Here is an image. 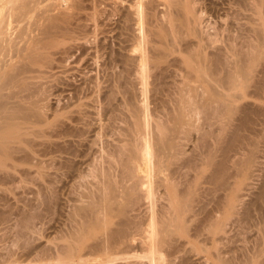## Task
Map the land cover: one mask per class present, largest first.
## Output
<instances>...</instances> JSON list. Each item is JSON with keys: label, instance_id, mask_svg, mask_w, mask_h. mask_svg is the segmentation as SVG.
<instances>
[{"label": "bare ground", "instance_id": "6f19581e", "mask_svg": "<svg viewBox=\"0 0 264 264\" xmlns=\"http://www.w3.org/2000/svg\"><path fill=\"white\" fill-rule=\"evenodd\" d=\"M70 1L72 3V6L74 5L77 6V4L79 3V0H70ZM120 1H121V4L125 2H130L128 3L129 4L128 7L125 5L126 12L123 13V16H122V22L124 24L125 29L129 31L131 30L132 26L134 27L136 26L137 28H135V30L137 32L131 33L130 31L129 33L131 34L128 36L126 35L127 37L124 38L123 42L124 44L126 43L125 46L124 47L120 46L122 47L121 52L117 54L116 57L118 58V63L120 62L122 66H124L125 69L121 68V72H120L124 76H122V74L118 72V74L116 73V77L119 75V77L122 76L126 79V77L128 78L134 75L135 77L133 76L132 78H135V79L136 77L137 78L139 77L140 79H143V80L144 79H155L153 81H150L152 82V84L154 83L152 85L153 86L152 89H151V86L149 89H145V90H143L144 88L142 89V91L145 93H148L147 92L148 90L150 92V89H151V92L153 94L151 95V98L154 100L151 101L152 99H150L149 97L150 99L149 101H151L149 103V101L148 102L146 101L148 99L147 97L145 102L142 101L144 104L139 105L138 102H137L138 105L134 104L132 100L133 98L131 99L129 98V96L132 95L131 90L125 91L127 92L126 94L125 92H121V91H124V89L127 90L129 86H126L127 85L126 83L125 85L123 84V86H125L126 88L128 87V88L127 89L125 87L124 89L121 88L122 90H120V87H122V85L120 87L118 86L119 90L117 91L118 92L120 91L119 94L122 93V94H125L126 96L127 94L129 95L127 96L128 99L126 98L127 101L126 99L121 97L124 99V101L127 102V103L125 102L127 106H129L131 102H133L134 104V105L133 104L130 105L129 107L130 109L128 110V112L130 111V114L128 113L129 116L127 118L125 117L126 112H123L125 113L124 114L125 116L123 115L125 119H122V120L126 121V126L124 128L121 127L122 129H120V126L118 125L119 129L121 130L120 134L122 136L119 139V143L121 144H118V145L115 144L116 146H113L114 144L111 145L112 147H110V150H108L109 152L107 151L108 154L107 155L105 154L106 155L105 159L103 158L105 155L102 156L101 155L102 153L100 154L101 160L102 159L104 160L103 162L101 161L102 162L101 164H103V166L100 164V162H99L100 167L98 166L97 162L100 160L99 159L96 162L97 167L96 169L94 167L93 171L95 170L96 171L95 173L98 172L99 174L102 175V177L99 179L98 177L100 176L98 174H97L98 177L96 176L98 179H95L96 177L95 178L93 177L97 182L95 186L96 190L94 189L96 192H94V195H92V198H88L89 200L92 199V202L87 199L89 203L91 202L90 204L86 202V204L88 203L89 205L83 204L81 207L78 205L79 207H77L76 209L77 211L73 212L75 213V216H77V218L78 217L80 219L82 218L81 220L84 221V222L82 221L80 222L82 224L80 223L76 224L75 222L77 227H79L78 228L79 231L77 229L76 231L78 232L81 231L80 230L81 227L78 226L80 224L83 227H89L90 225L92 227L95 226L94 229L99 230V233L90 234L91 232H89L88 235L87 233H85L86 235H82V236H79L78 232H76L78 236H74L75 235L74 233L72 242L76 241L78 245L72 246L73 243L71 242L72 245L68 246V253L71 255H68L67 253L66 259L68 258V256H70L69 257L70 262H67V264H87L89 261V259H87L88 256L92 257V259L95 258L94 260H92L93 262L91 264H121V263L123 264L125 261H127L126 263H128L129 259L131 260L136 259L137 262L138 261L140 262L139 264H161V259L163 255L166 257L168 256L169 258L170 256H173L175 253L176 255L177 253L178 254H180L181 252L184 253V250L182 249L183 250L182 251L181 248H179L180 246H183V244L181 245L179 242L180 239L182 238H185L187 240L185 241L186 243H184V245H186L187 247L191 246L190 247L191 250L193 248L194 251L197 247L196 245L202 244L204 246L203 243L204 241H206V239H208L206 238L208 235L210 236L211 242L212 241L217 242V240H219L222 235L227 234L225 231V228L227 227L228 223H230L231 220H234L235 217L237 218L240 215V214L239 215L237 214L238 213L237 210H238V205L240 204V202H242L240 200L242 197L240 196V193H239L241 191H239L238 187H236L237 185L236 183H234V181L231 183L232 181L231 178H235L234 176L237 177L238 175H241L243 177L248 176V171L251 168L252 164L255 162L254 158H256L255 155L257 154V153L255 154V152L257 151H255L254 153H250L245 158H242V157L239 158L237 156L239 159H242V160H240L239 162L236 161L237 163H233L234 169L233 167L231 168V165L230 167H228L229 166L227 164L229 163L228 160L229 158H232V160H234L233 158L235 157H231L233 155L232 154L233 152L240 153L239 151L241 149H242L241 151H245V148L247 149V146H249L247 143H249L250 140H252L250 135L254 134L256 131L255 130L256 126L254 125H257L256 124L257 121H260V120H256V118L263 117L262 118L263 120H261L262 124L264 122V108L259 106L260 104L258 105L257 108L256 106L253 107L252 103L251 104L242 103L243 105H238L243 100L245 102L246 101L245 99L247 98L256 99V102L257 100L259 102L260 101L264 102V63L263 64L261 63L264 60V0H242V2L246 1L248 3L246 5H248V7L251 8L250 12L251 14L254 13L255 21H257V23L255 24L254 23L255 21H253L254 19H252V17L250 18V20L252 19L251 21H253L252 24L253 25L255 24V25L251 28V31L249 28V31L252 33V37H251V34H250V37L253 38V42L250 40L251 38L246 35L247 37H249V40L251 41V43L249 42L250 44L248 43L249 44L248 51L246 49L243 50L240 48L242 44L239 45L240 47L238 46V48L237 47L235 48L233 47V45L230 46L231 44L230 43L229 45L225 44L222 47L217 46L213 48V51H210V52L207 51L209 50L208 49L209 44H213L214 43L213 40L215 38L212 40L210 35L201 33L199 31L200 28H198L200 27L199 24L202 18L201 14L203 13V11L204 13L206 12L205 11L206 6L204 7L203 5L201 7L202 9L201 13L199 14L200 8L198 7V5L201 3V0L200 2L198 1L199 2L198 5H197L196 0H158V2L160 1L162 5L161 7H163L161 14H159L160 13L158 11L159 6L156 0H155L156 2L153 0H149L153 2H149L148 0H146V2L148 1L147 3L145 2V0H124V1L120 0ZM242 2H237V3H240L237 5L239 7L240 6L242 7L241 5ZM116 3L120 4L119 1ZM38 4H39L38 0H0V157H1L0 167L1 168L5 166L6 164L5 162L7 161V159L9 160L13 158L12 160H14V156L18 152L17 150H19L18 153H20L21 150L23 152L22 148H20L21 150L17 149L18 147H16L15 145V143L17 144L18 142H21L20 140H22V144L23 142L25 144V141H23L24 139H21L22 138L21 134L28 133L29 129L31 128V125H33L34 122H35L34 126H36L35 124L37 123L43 124L45 120H47L45 119L46 116H43L40 113L41 111L36 113L39 109L42 108V107L40 108L39 104L37 105V107L39 108H36L37 111L34 110V113H33V110H31V107L29 109V106L31 105V103L28 104L29 106L26 105L27 103L25 104V106H23V104L26 101L22 102V101L17 100V99L22 100L21 98L27 99V101L29 100L28 97H31L30 96L31 94L28 93L29 95L28 96L24 92L28 90L30 87V86L28 87L27 85L28 82H30L29 85H31L32 81L25 82L28 77L26 76V79H24L25 77H23V75L27 71L26 66H28V64L26 65V63L28 62L26 63L24 62L26 66L23 65L22 63H18L19 60L17 61V63L20 65L22 64L23 66L13 65V62H12L14 58L13 52H15V50L18 48L17 43H19V42H16V40L18 39H16L15 35H17L18 33H17V30H16L17 34L14 33L15 26L13 25L16 23L25 22L24 20H26L27 18H30L31 14L34 12ZM243 4H245V2ZM231 5H233V2ZM155 7H157V11ZM69 15L67 12L65 14L60 13L58 16L54 15V16L49 17L46 15L47 16L46 18H48V21L46 20V22H48L47 28L44 31L42 26L40 27L43 30V33L42 32L41 33L43 35L45 33L46 35V37L44 36L43 38L46 39L48 38L47 36H49L50 38V35L54 33V31L55 33L57 31L56 35L54 33V36L57 37L61 31L60 28H59L60 31L57 30L58 28L57 22L59 21L62 22L66 20V18L69 17ZM34 16H35V13H34ZM42 18L44 19V17ZM25 23L27 24V22ZM29 23L33 24L32 21ZM36 23L34 25H36ZM22 24L23 23H21V25ZM22 30L23 29H21V31ZM135 30H132V31H135ZM23 31L25 32V30ZM24 32H21V35ZM63 34L61 35L59 34L58 38L60 37L61 39L64 38V36H62ZM17 37L19 36L17 35ZM25 37L26 39L30 38V37H27V35ZM58 38H55V39H58ZM35 39L36 38H34V40ZM52 39L54 38L52 37ZM96 39L98 40V38ZM34 40L32 41L35 42ZM36 41L37 42L39 41L40 43V41H43V40L41 38V40L37 39ZM42 43L37 44V45L40 47ZM121 43L122 41L120 42V44ZM58 44H59L58 41L50 40L46 44L44 43L42 47L47 46L45 48H48V47L50 48L51 46L53 47ZM245 44L246 42L242 45V47L245 46ZM21 46H22V43H21ZM38 46H35V48ZM239 48L241 51H239ZM42 56L43 55H41V57L39 55H36L31 58L29 57V61L31 60L30 64L33 66V64L38 65L37 62L42 63L40 58L46 59V57H42ZM113 56L115 57V54ZM45 59H42V60L43 61L48 60V59L46 60ZM113 61H116V59ZM258 63H260V66L261 64L263 65L261 66V69H260L261 72L259 71V68H257L259 67L257 66ZM28 68H30V66H28ZM256 68L258 70L257 73L260 72V75L258 74L259 76L256 74ZM30 69H33V68H30ZM115 78L114 80H116ZM172 79H181V80H172ZM143 80L141 81L143 82ZM169 80L171 81L170 83L168 82ZM93 85L91 86L93 87ZM149 85H151V83H149ZM118 88H116L115 86V89H113L115 90V92L113 93V90H111L113 94L110 92V94L112 95L111 96L107 95L109 97V100L110 98H113V95L115 93H117L116 89ZM32 89L31 90L29 89V90L32 91ZM110 89L111 87L109 88V90ZM249 89L250 90L252 89L251 92L249 91ZM6 90H8L9 93L7 94L4 93ZM100 90L102 89L100 88ZM128 92H131V93L129 94ZM34 93H35V90L32 91V96ZM21 95L24 97H22ZM26 95L28 97H25ZM15 100L18 101V103ZM109 100H107V103H109L108 102ZM113 100L115 101L114 98ZM19 102H22L23 104ZM111 102L109 103L110 106H111ZM32 104H33V101H32ZM149 104L150 105L152 104L153 106L149 107ZM33 106L35 107L34 104ZM110 106H105V107H110ZM124 106L122 109H124ZM47 108H48L47 110H49V107ZM114 108H113V111H115ZM65 109L67 108L65 107ZM120 110L119 112L122 111ZM206 112L207 114L209 113L210 115L208 114L209 116H206ZM110 114L111 113H109V115ZM114 114L116 113H113V115L112 114L111 115L115 116ZM74 115L75 114H72V116ZM200 115H205L206 118L202 117V119L203 118L206 119L204 120L205 122H208L209 120H214L212 122H214L215 125L213 124L211 125L213 127L218 126V129L214 131L213 133L208 132L209 130L206 132L205 129L204 130L202 129L204 132H206L205 134L204 132L201 131L202 132L201 134H204L202 135L200 139L202 142L197 139L198 140L197 142L200 141L202 143V145H200L202 146V148L198 149L197 146H195L194 148L198 149V150L195 149L196 154L194 155L195 152H193V155H188L189 152L188 154H186L185 148L187 147L185 144L189 143L190 139L192 138V135H195V134H192V132L200 133L201 128H203V126L199 128L201 125H199V127H196L197 123L194 124L196 122L194 121L196 117L199 116V118H197L196 120L198 119L199 121L202 120L200 118ZM42 116H43L44 121L42 120ZM32 117H35L36 119L33 118V120H31ZM118 117L120 118V116ZM77 118L75 120H77ZM113 118L114 117H112V119ZM59 119L60 121L62 120L61 118ZM35 120L37 121V123ZM57 120L56 122H59ZM75 120H73V122ZM117 120L119 121L120 119H117ZM110 122L111 121H109V124ZM201 122H203V120ZM235 122L237 123L234 124ZM69 123H72V122L69 121ZM76 124H77V121H76ZM26 125L27 127L25 128ZM22 126H24L23 128H25L24 129L25 131L27 129V132L23 131V128H21ZM108 127L110 128V126ZM207 127L209 128V126ZM70 128L68 129L70 130ZM78 129L73 128L72 130H78ZM101 130H103V128ZM69 132H71V130ZM101 132L102 131H100V133ZM227 132H230V133H227ZM207 133H209L210 135ZM55 134L56 133H54V135ZM50 135L52 136V134ZM206 135L209 136L208 139H210V141H212L213 139L212 141L213 144L212 142L209 143L210 145H212L211 150H210V147L208 148V142L210 141L206 139ZM213 135H215V137ZM65 136L67 135L65 134ZM70 136L72 137V135ZM113 137L114 136H112L111 138L113 139ZM197 137H200V134H198ZM201 143H198V144H201ZM250 143L251 145H256V144H253V141H251ZM13 144L16 147L14 148L17 150H15L12 147ZM19 146H21V144ZM206 146L209 150L206 148ZM255 147H257V145ZM255 147H254V150H255ZM248 150L246 151L249 152ZM198 151L200 153L197 154ZM246 151L244 152V155ZM250 152H253V151L250 150ZM253 154H255L254 158H253ZM12 155L13 157H11ZM96 156L97 155L95 154L94 158ZM25 158L27 159L26 156ZM96 159L94 161H96ZM92 165L93 163L91 164V166ZM203 166L210 167L211 169V173L209 172L210 175L208 176L206 174L208 176L207 178H206L204 170H202ZM7 168L4 167L5 170ZM11 168L13 170V167ZM229 170H231L232 173H229L230 172ZM191 172L194 174H191ZM92 182L94 184V181ZM206 183L210 186V188H208L207 190H206V187H202L204 185L206 186ZM240 190H242V188ZM89 193L90 192L87 193L86 197L90 196V195L88 196ZM261 193L263 194L260 196L258 195L260 197L258 199L263 200L264 191H262ZM206 197H208V200L211 202L210 204L213 203V207H212L213 210L210 211L211 213L207 212L208 215L206 214L207 204L205 205L203 202L204 200H206ZM208 200H206L207 201L206 203H209ZM76 202L78 201L76 200ZM142 207L144 208V212L146 213V216H147V217L145 216V218L143 217L139 218L141 217V215L138 217V214H140V212L143 211ZM244 211L246 213V209ZM73 213H72V216L74 215ZM236 214L238 216H236ZM75 216H73L72 219L75 218ZM78 219H76V221ZM145 219L147 220L146 223H145ZM74 220L75 219H73V221ZM235 220L240 221V218H238V220L237 219ZM206 222L208 224H206ZM145 224L147 226L146 228L147 230L145 229L146 227ZM76 225L74 227H76ZM206 226L208 228H206ZM86 229L87 228H85L84 231ZM206 234L208 235L206 236ZM74 237L76 238L75 241H74ZM222 237L224 240L225 237L224 236ZM207 242L208 241H206V243ZM216 242H215V246L217 245ZM204 248L206 249V247ZM204 248H201L200 250H205ZM127 251H136V252L140 251L141 253H133V255L131 256H122V255L127 254ZM76 253L77 255L75 256ZM218 255L216 256L215 254L216 259H220L219 256H221L222 254L219 256ZM76 258H78L77 262L75 260ZM67 260L69 261V259ZM229 260H231V258ZM247 260H251V258ZM247 260L246 261L243 260V262L246 263ZM253 262H251V264ZM64 263L66 264V262ZM131 263L132 262L130 261V264ZM227 263L231 264L228 261ZM227 263H226V260H225V263L222 261L219 262V264H227ZM237 263H240V262H237ZM61 264L63 263L61 262ZM167 264L169 263L167 262Z\"/></svg>", "mask_w": 264, "mask_h": 264}, {"label": "rangeland", "instance_id": "374dc122", "mask_svg": "<svg viewBox=\"0 0 264 264\" xmlns=\"http://www.w3.org/2000/svg\"><path fill=\"white\" fill-rule=\"evenodd\" d=\"M118 1L120 2V4L116 3ZM153 1H155V0H153ZM153 1H149V2H153ZM156 1L158 2V0H156ZM198 1L200 2V0H196L197 5L199 3ZM203 1L201 0V3L198 5V7L200 8L199 14L201 13V10H202L201 7L203 5H204V7L206 6V9H205L206 12L204 13V11H203V13L201 14L202 18H201L200 24H199L200 27H198V28H200L199 31L201 33L206 34V35H210L212 40L215 38L213 40L214 43L209 44V48H208L209 50H207V51H209V52L213 51V48H215L217 46L222 47L225 44L229 45L230 43H231L230 46L233 45V47L238 48L239 45H241V44L243 45L245 42H246L245 46L247 45L246 47L245 46L242 47V45H241V47L240 46L239 47L243 50L246 49L248 51V48H249L248 45L251 43V41L253 42V38H251L252 33L250 31H251V28L257 23V21H255V18H254V13L251 14V12H250L251 8L248 7V5H246L248 3L246 1L242 2V0H232V1L231 0H203ZM38 2H39V4L35 8L36 12L34 10V12L31 14V17L24 20L25 22H27V24L25 22H21V23H23L22 25H21V23H16L13 25V26H15L14 33L15 34L18 33L17 35L19 36V37H17V35H15L16 39H18V40H16V42H19V43H17V47H18L16 49L17 51L15 50V52H17V53L13 52L14 56L12 54V56L14 57L12 62H13V65H17V66H23V65H25L24 62L25 63L28 62V63H26V65L28 64V66H30V68H33V69L35 68L33 70V69L28 68V66L25 65L28 72L26 71L27 74L25 73L23 75V77H25L24 79H26V76L28 77L25 82L32 81L31 85H29L30 82H28V84L27 83L26 84L28 85V87L30 86L29 87L30 90L33 87L32 91L35 90V93L32 96V91H30L27 88L29 91L26 90L27 93H26V91L24 93L27 95H28V93L31 94L30 95L31 97H28L29 95L25 96V97H28L29 102L27 101V99H24V98H21L22 100H20V99H17V100L22 101V102L26 101L24 104L22 102H19V103H22L23 106H25L26 103H27L26 105L31 103L32 106L34 104L35 105V107L33 106L34 108L31 105L30 106L28 105L29 109L31 107V110H33V113H34V110L37 111L36 108H39V107H37V105L39 104L40 108L41 107L42 108L39 109L36 113L41 111L40 113L43 116H46L47 118L45 117V119H47V120H45V122L43 124L42 123L39 124L35 120L37 123L35 125L37 127L34 126L35 122L33 121L34 123L32 122L33 125H31V128L28 127L31 130L29 129L28 133H22L23 135L21 134L22 138L21 137L20 138L24 139L23 141H25V144H24V142L22 144V140H20L21 142L17 143L18 146L15 143L16 147H18L17 149L22 148L23 152L20 149L21 151H20V153H18L19 150L15 149L16 147L13 144L14 146L12 145V147L13 148L15 147L14 149L18 151V152L16 151L17 154L14 152L16 155L13 153L15 155L14 160H12L13 158L9 159V160L7 159V161L5 162L6 164L4 166L6 168L8 167L6 170L4 169V167L3 168L0 167V264H10V263L11 264H61V262L63 264H65L64 262H66V264H67V262H70V258H69L70 256H68V258H67V259H69V261L66 259L67 253H68V246L69 245L71 246L72 243H73L72 246L78 245L77 242L75 241V239H76L75 237H74L75 242H72L74 233H75L74 236H78V234H79V236L86 235L85 233H87V235H88L89 232H91L90 234H98L99 233V230L94 229L95 226L92 227L90 225L89 227H83L82 225H80V224H82L80 222L81 221L84 222V221L81 220L82 218L80 219L78 217L79 218L78 219L77 216H75V213H73V212L77 211L76 210L77 207H79V206L81 207L83 204H86V202H88V203H89V201L92 202V199L89 200L88 198H92V195H94V192H96L95 186H96L97 181L95 179H98V178L100 179L102 177V175L99 174L98 172L95 173L96 171L95 170L93 171V169H94V167L96 169V167H97L96 162L99 159L100 160L97 162V164L100 167L99 162L101 164L104 161L103 159L101 160L100 157H101V155L103 156L105 154L106 155L108 154V152H109L108 150H110V147H112L111 145L114 144L113 146H116L118 144H121V143H119V139L122 137L120 134L121 133L120 129H122L126 126V121L122 120V119H125L124 118L125 115H126L125 116L126 118L129 116L130 111L128 112V110L130 109L129 108L130 105L133 104V102H134V104H137V105H138V103H139V105L144 104L142 101L145 102V100L148 97V99L146 100L148 102L150 99H152L151 95H153L151 92V89H152V87H153L152 85L154 83L152 84V82H150V81H153L155 79H144L143 80V79H140L139 77H138L139 79L137 77L135 79V78H132L134 75L128 77L129 79L127 77L125 79L124 77H122L124 75L122 73H120L121 68H124V66H122V64L120 62L118 63V58L116 57L117 54H119L121 52L122 47H120V46L124 47L126 44V43L124 44V42H123L124 38H126L132 32H137L135 30V28H137L136 26L135 27L132 26L131 30L128 29L129 31H127L124 27L123 22H122L123 13L126 12L125 8H126V6L127 7L129 6L128 3H130V2H125V3L121 4L120 0H117V1L116 0H79V3L77 4L78 7L75 5L72 6V3L70 0H54V1L53 0H38ZM145 2H146V0H145ZM232 2H233V5H231ZM237 2H242L241 3L242 7L240 6L241 8L237 5L240 3H237ZM244 2H245V4H243ZM228 3H230V4H228ZM157 4L159 6L158 7V11L160 12L159 14H161L163 7H161L162 5H161L160 1ZM157 4H156V6H157ZM231 6H233L234 8ZM235 6H236V8H235ZM155 8L157 11V7H155ZM245 9H247L248 12ZM115 11H117V12H115ZM59 12L61 14L62 13L65 14L67 12L68 15L70 13L69 17H67L66 20H64L62 22H60V21L57 22V27H58L57 30L60 31V29H61L60 33L59 32L58 33L61 35L64 32V34L62 35V36H64V38H62V39H61V37L58 38L59 34L57 37L54 36V33H55V31H54V33H52L50 35V38H49V36H47L48 38L44 39L43 37L44 36L46 37V35H45V33H44V35L42 34L43 33L42 28L44 29V31L47 28L48 22H46V20L48 21V18H46V17L47 16L50 17V16H54V15L58 16L60 14ZM154 12H155V10H154ZM235 12H237V13H235ZM34 13H35V16H34ZM40 13H41L42 17H44L45 20L41 17ZM157 14H158V12H157ZM251 17H252V19H254L253 21H255L254 25L252 24V22H253V21H251L252 19L250 20ZM246 18H247V20H246ZM31 21L33 22V24L29 23ZM36 22H38V23H36ZM24 23L26 24V26ZM35 23H36V25H34ZM41 26H42V28H40ZM20 28L25 30V32L23 30L21 31ZM249 28H250V31H249ZM19 29H20V31H19ZM38 29H40L42 31H40ZM16 30H17V33H16ZM132 30H135V31H132ZM130 31H131V33H129ZM247 31L249 34L247 33ZM21 32H24V33H22V35H21ZM56 33H57V31H56ZM56 33H55V35H56ZM65 34H66V36H65ZM250 34H251V37H250ZM26 35H27V37H30V38L26 39V37H25ZM73 35H74V37H73ZM246 35L251 38L250 39L251 41L249 40V37H247ZM51 36L54 39H52ZM67 37H68V39H67ZM34 38H36V39L34 40ZM41 38L43 41H40V43L45 41L44 43L46 44L50 40L51 41L55 40V41H58L59 44L55 45L53 47L51 46L50 48L48 47L49 48L48 49V48H45L47 46L42 47V45L44 44V43H42L40 46L42 48H40L37 45L40 43H39V41L37 42L36 40L37 39L41 40ZM55 38H58V39H55ZM96 38H98V40ZM25 40H26V42H25ZM32 40H34L37 43L33 42ZM118 40H119V42H118ZM121 41L123 44L122 43L120 44ZM21 43H22V46H21ZM118 44H119V46H118ZM210 45H211V47H210ZM35 46H38L39 48L38 47L35 48ZM95 47H97V48H95ZM98 47H99V49H98ZM240 48H239V51H241ZM247 51H245V52H247ZM114 54H115V57L113 56ZM36 55H39L40 57H41V55H43L42 57H46V59H48V60H46L45 58H42V59L46 60V61H43L40 58L42 63L37 62L38 65L33 64V66H32L30 64L31 60L29 61V57L31 58V57L36 56ZM24 57H25V59L27 57L28 58L25 60ZM95 58L96 59L98 58V59L96 60ZM111 59H113V60L116 59V61H113ZM18 60H19L18 63H22L23 65L18 64L17 63ZM263 61L261 62L262 64L264 63ZM115 62H117L118 64ZM109 63H111V64H109ZM262 64H261V66H263ZM257 66H259L257 68H259V71H260V69H261L260 63H258ZM257 68H256V74L260 75L261 71L259 73H257L258 72ZM32 70H33V72H32ZM118 72L120 74H122V76L119 77V75H118L116 77V73L118 74ZM122 72H124V71H122ZM111 77H112V79H111ZM114 78L116 80H114ZM141 80H143V82ZM170 80L168 81L169 83L171 82ZM172 80H181V79H172ZM145 81H146V83H145ZM118 82H120V83H118ZM177 82H179V81H177ZM125 83L127 84L126 86H129V88L127 87L128 89L125 86H123V84L125 85ZM149 83H151V85H149ZM34 84H36V85H34ZM117 84H119V85H117ZM145 84H147V85H145ZM27 85H26V87H27ZM91 85H93V87ZM121 85H122V87H120ZM35 86L37 89L35 88ZM115 86H116V88H118V86H119L120 90L124 89V87L127 89V90L124 89V91H121V92L131 90V92H132V95H130L131 97L127 94V96H129L130 99L133 98L132 99L133 102H131V104L129 106H127V104H126L127 103L126 101L128 98L125 94L127 92H125V94L121 93L123 95L122 96L121 94H119L120 91L119 92L117 91V90H119V88L116 89L117 93H115L116 95L114 94L115 97L113 95V98L115 99V101L113 100V98H110V100H109L108 96H111L115 92V90H113V89H115ZM150 86H151L150 92H149V90L147 91L148 93H145L142 91L143 88H144L143 90L149 89ZM110 87H111V89L109 90ZM100 88L102 90H100ZM36 90H37V92H36ZM111 90H113V93L111 92ZM251 90L249 89L250 92H251ZM110 92L112 94H110ZM131 92H128V93L130 94ZM4 93L7 94V93H9V91L6 90ZM22 97H24V96H22ZM121 97H123L124 99L127 98L126 101H124V99ZM149 97H150V99H149ZM104 98H106V99H104ZM107 100H109L108 101L109 103L112 101L111 106L109 103H107ZM153 100L154 99H152L151 101H153ZM245 100H246L245 102L243 100L238 105H243L242 103H244V104L245 103H249V104L252 103L253 107L256 106V108H257L258 105L260 104L259 106L264 108V102H262V101L259 102L257 100V102H256V99H250V98H247ZM18 101H16V102L18 103ZM32 101H33V104H32ZM122 101H123V103H122ZM151 101H149V103ZM34 102H36V103L38 102V103L36 104ZM121 103H122V105H121ZM123 104L124 105L126 104L125 106H126L127 110ZM28 106H26V107H28ZM64 106L67 109H65ZM105 106H110V107H105ZM112 106L116 107L117 109L112 107ZM123 106H124V109H122ZM151 106H153V105L149 104V107H151ZM47 107H49V110H47L48 109ZM113 108L115 109V111H113ZM119 110L121 112H119ZM64 111H65V113H64ZM75 112H77V113H75ZM123 112H126V114ZM109 113H111L112 115H113V113H116L114 115L115 116L117 115L116 116L117 118L115 116H112L111 114H110L111 115L110 116ZM72 114H75L76 116L75 115L72 116ZM208 114L206 112V116L210 115V114L209 115ZM69 115L72 117H70ZM43 116H42V120H43ZM118 116H120V118ZM112 117H114V118L112 119ZM202 117L206 118L205 115H200L201 119H202ZM33 118H35V117H32L31 120H33ZM55 118H56V120L59 118H61L62 120L60 121V119H59V120H57L59 122H56ZM76 118H77V120H75ZM197 118H199V116L195 118L194 121H196V122L194 124L197 123L196 127H199V125H201L199 128H201L202 126H203V128H201L200 133H198V132L193 133L192 132V134H195V135H192V138L190 139L189 143L186 142L188 144H185L187 147L185 149H186V154H188V152H189L188 155H193V152H195L194 153V155H195L196 154L195 149L198 150V149L202 148V146H200V145H202V143H201L202 141L200 139H201L202 135H204V134H201L202 132H204L203 131L204 129L206 132L209 130L208 132H210V133H213L214 131H216L218 129V126L213 127L211 125V124L215 125L214 122H212L214 120H209L208 122H205L204 120H206V119L203 118L202 119L203 122H201L202 120L201 119H200L201 121H199V119L196 120ZM262 118L261 117L256 118V120H260V121H257V123H256L259 127L257 125H254V126H256V128H255L256 131L254 130L255 133L250 135L251 139H252V140H250V142L253 141V144H256L257 147H255L256 145H251L250 142H249L250 144L247 143L249 146H247V149L245 148V151L253 147L252 149H250L253 152H250V150H248L249 152L246 151V153L244 155L245 151H241L242 149L239 151L240 153L235 151L236 153L233 152L232 153L233 155L231 156V157H235V158H233L234 160H232V158H229L228 161L230 164L227 163L229 165V166L228 165L227 166L230 167V165H231V168H232L233 163H237L236 161L239 162L240 160H242L239 158H241V157L245 158L250 153H254L255 151H257V152H255V154L257 153L256 155L253 154V158L255 155L257 159L254 158L255 162L252 164L251 168L249 169L248 176L243 177L241 175H238L237 177L234 176L236 179L231 178L232 181L230 180L231 183L234 181V183H236V185H237L236 187H238L239 191H241L239 193H240V196L242 197L240 199L242 202H240V204L238 205V210H237L238 211L237 214L238 215L240 214V215L237 218L235 217V219H237V220H238V218H240V221H236L233 218L234 220H231V222L232 221L233 222L228 223L227 227L225 228V231L227 234L222 235L225 237L224 240H223V237L221 236L222 239L220 238L219 240H217V242L215 241L217 244L216 246H215V242H213V241L211 242L210 236L208 234H206V236L207 235L209 236V237L208 236L206 237L209 239V240L206 239V241H208V242L206 243V241H204V243H203L204 246L202 244L196 245L197 247H196L195 251L193 248L191 250V248H190L191 246L187 247L186 245H184V243H186L185 241H187L185 238H182L183 240L180 239L179 242L181 245L183 244V246H180L179 248H181V250L183 249L184 253L183 252H181L180 254L177 253L178 256L175 253L174 254L175 256L173 255V256H170L169 258H168V256L166 257L163 255V257L161 259V264H165V263L167 264V262L169 264L170 263L171 264H219L220 261L225 263V260H226V263L228 261L231 264H236L237 262H240L237 264H243V263L244 264H251V262H253V261L254 262L252 264H264V247H263L264 246V202H263L264 198H263V200L261 199L262 201L260 199H258V198H260L259 196L263 194L261 192L264 191V130H263L264 129L263 128L264 122L262 124V121H261V120H263ZM70 119H72V120H70ZM80 119H82V120H80ZM117 119H120V120L118 121ZM65 120H66V122H65ZM73 120H75L74 121L75 123L73 122ZM69 121L72 123H69ZM76 121H77V124H76ZM109 121H111L110 124H109ZM209 122H210V124H209ZM111 123H112V125H111ZM202 123H203V125H202ZM236 123L237 122H235L234 124H236ZM67 124H69V125H67ZM206 124H208V125H206ZM52 125H53V127H52ZM118 125L120 126V129H119ZM216 125H218V124H216ZM108 126H110V128ZM207 126H209V128ZM260 126H261V128H260ZM23 127L24 126H22L21 128H23ZM26 127H27V125L25 126V128ZM106 127H108V128H106ZM25 128H23V131H25L24 130ZM68 128H70L71 132H69L70 130ZM73 128L74 129L79 128V129L78 130H72ZM102 128H103V130H101ZM43 129H45V130H43ZM100 131H102L101 132L102 134L100 133ZM25 132H27V129ZM92 132H93V134H92ZM206 132H204V133L206 134ZM54 133H56V134L54 135ZM197 133L200 134V137H197L198 136ZM227 133H230V132H227ZM47 134H49V135H47ZM50 134H52V136ZM65 134L68 137L65 136ZM207 134H209V133H207ZM53 135H54V137H53ZM70 135H72V137ZM74 135H75V137H74ZM76 135H77V137H76ZM79 135H81V136H79ZM246 135H248V134H246ZM59 136H61L62 138ZM112 136H114L113 137L114 140L111 138ZM213 136L215 137V135H213ZM208 137L209 136L206 135V139L208 141H210V139H208ZM197 139L200 140L201 142L200 141L197 142L198 141ZM106 140H108V141H106ZM212 141H213V139H212ZM212 141L208 142V148L210 147V150L212 149L211 148L212 145H210L209 143H211ZM45 142H47V143H45ZM198 143H201V144H198ZM20 144H21V146H19ZM212 144H213V142H212ZM206 145H207V143H206ZM66 146H67V148H66ZM195 146H197L198 149L194 148ZM254 147H255V150H254ZM103 148H105V149H103ZM206 148H207V146H206ZM66 149H67V151H66ZM24 150H25V152H24ZM198 153H200V152L198 151L197 154ZM95 154L97 156L94 158ZM106 155L103 157L104 159H105ZM25 156L27 157V159L25 158ZM11 157H13V155ZM18 159H20V160H18ZM95 159H96V161H94ZM90 161H91V163H90ZM92 163H93V165H92L93 167L91 166ZM9 165L11 167H13V170ZM101 165L103 166V164H101ZM89 166H91V167H89ZM105 166H106V164H105ZM202 168H203L202 170H204V172H205V175L207 174L209 176L210 175L209 172L211 173L210 167L203 166ZM233 169H234V167H233ZM229 171H228L229 173H232L231 170H229ZM93 172H94V174H93ZM97 174L100 177H98ZM191 174H194V173L191 172ZM80 175H82V176H80ZM207 175H206V178L208 177ZM87 176H89V177H87ZM93 177L94 178L96 177V178L94 179ZM92 181H94L95 185L93 184ZM81 184H83V185H81ZM75 186H77V187H75ZM91 187H93V188H91ZM202 187H206V190L208 188H210V186L207 183H206V186L204 185ZM241 188H242V190H240ZM88 192H90L88 194V196L90 195L91 197L90 196L86 197ZM79 196H80V198H79ZM206 196H207V194H206ZM83 197H85V198H83ZM208 197H210V196H208ZM208 197H206V200H208ZM76 198H78V199H76ZM87 199L89 201H87ZM209 199H211V198H209ZM76 200L79 203L76 202ZM206 200H204L203 202L205 205L207 204L206 205L207 206L206 207V214H207V212L209 213L211 210H213L212 209L213 203L210 204L211 202L209 200H208L209 203H206L207 202ZM88 203L86 205L90 204V203L89 204ZM86 205H84V206H86ZM244 208L246 209V213L244 211L245 210ZM72 213L74 214L73 216H75V218H73V219H75L74 221L72 219V217H73ZM244 213H245V215H244ZM237 214H236V216H238ZM140 215H141V217H139ZM145 216H146V213L144 212V208H143V211L140 212V214H138V217L139 218H142V217L145 218ZM76 219H78V220L76 221ZM234 221H235V223H234ZM71 222H72V224H71ZM75 222H76V224L80 223L78 225L81 227L80 232H78L79 227H77ZM146 222H147V220L145 219V223ZM206 224H208V223L206 222ZM75 225H76V227H74ZM83 225H84V223H83ZM145 226H146V224H145ZM207 226H206V228H208ZM85 228H87V229L84 231ZM146 228H147V226L145 227V229ZM76 229L78 231H76ZM71 232H73V233H71ZM76 232H78V234ZM70 235H72V236H70ZM70 238H71V240H70ZM68 241H69V243H68ZM204 247H206V249ZM201 248H204L205 250H200ZM215 252H217V253H215ZM220 252H222V253H220ZM252 252L254 253V255ZM133 253H141V252L140 251H138V252L127 251V254L122 255V256H131V255H133ZM64 254H66V255H64ZM215 254H216V256L218 254L219 255L222 254V255L221 256L218 255L220 257V259H216ZM68 255H71V254L68 253ZM76 255H77V253L75 254V256ZM228 258L229 259L231 258V260H229ZM250 258H251V260H247ZM77 259L78 258L75 259L76 262H77ZM87 259H89L87 264H91L93 262L92 260H94L95 258L92 259V257L88 256ZM218 260H220V261H218ZM243 260L244 261L247 260V262L245 263V262H243ZM130 261L132 262L131 264H137V263L139 264L140 263L139 261L137 262L136 259L135 260L129 259L128 263H126L127 261H125L124 263L130 264Z\"/></svg>", "mask_w": 264, "mask_h": 264}]
</instances>
